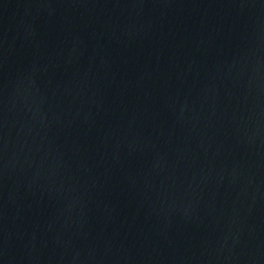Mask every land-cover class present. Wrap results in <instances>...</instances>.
Returning <instances> with one entry per match:
<instances>
[{"label": "water", "instance_id": "obj_1", "mask_svg": "<svg viewBox=\"0 0 264 264\" xmlns=\"http://www.w3.org/2000/svg\"><path fill=\"white\" fill-rule=\"evenodd\" d=\"M0 264H264V0H0Z\"/></svg>", "mask_w": 264, "mask_h": 264}]
</instances>
